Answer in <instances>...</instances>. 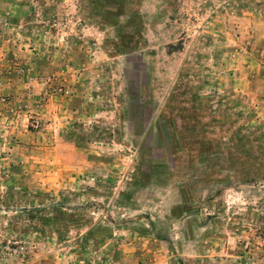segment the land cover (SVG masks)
Wrapping results in <instances>:
<instances>
[{
  "label": "rangeland",
  "instance_id": "obj_1",
  "mask_svg": "<svg viewBox=\"0 0 264 264\" xmlns=\"http://www.w3.org/2000/svg\"><path fill=\"white\" fill-rule=\"evenodd\" d=\"M0 264H264V0H0Z\"/></svg>",
  "mask_w": 264,
  "mask_h": 264
}]
</instances>
